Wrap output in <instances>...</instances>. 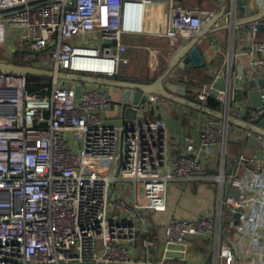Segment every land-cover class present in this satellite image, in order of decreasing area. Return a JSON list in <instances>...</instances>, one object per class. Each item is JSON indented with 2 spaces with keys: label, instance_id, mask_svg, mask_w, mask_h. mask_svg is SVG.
I'll use <instances>...</instances> for the list:
<instances>
[{
  "label": "built area",
  "instance_id": "obj_1",
  "mask_svg": "<svg viewBox=\"0 0 264 264\" xmlns=\"http://www.w3.org/2000/svg\"><path fill=\"white\" fill-rule=\"evenodd\" d=\"M155 2L0 0V47L6 50L10 30H15V43L47 52L40 58L27 54L21 65L55 74L113 77L129 62V45L123 41L127 8L135 22L150 23ZM167 2L166 27L155 21L151 31L166 36L171 45L195 37L213 14ZM247 52L246 77L264 75V38H255ZM88 60H112V69L87 68ZM227 67L231 70L229 63ZM73 83L67 86L55 76L50 94L41 96L28 92L26 76L0 72V264H170L172 247L213 239L210 213L194 220L174 217L163 237L153 238L150 211L167 207L172 185L185 187L212 177L223 192L233 125L210 116L201 126L198 146L190 141L172 156L165 117L110 119L106 111L113 99L106 87L82 84L76 97ZM212 89L213 81L202 84L198 100L206 104ZM232 94L229 87L219 91L218 110L244 120L247 106ZM157 101L148 95L132 107L145 112ZM262 111H251L252 122ZM256 136L263 141L264 135ZM212 146L220 147L223 160L217 174L206 176L204 152ZM255 160L242 154L240 161ZM88 165L101 171L90 172ZM251 201L254 197L242 193L240 198L222 195L219 215L223 204L238 214ZM250 228L245 235L252 247L259 245L252 251L255 261L240 259L230 244L219 242L213 264H264L261 225Z\"/></svg>",
  "mask_w": 264,
  "mask_h": 264
},
{
  "label": "crops",
  "instance_id": "obj_2",
  "mask_svg": "<svg viewBox=\"0 0 264 264\" xmlns=\"http://www.w3.org/2000/svg\"><path fill=\"white\" fill-rule=\"evenodd\" d=\"M232 0H175L176 4L189 6L195 9L219 12L225 8V14L218 20L215 26L221 28L209 36V41H200L199 47L206 66L194 71H184L178 66L172 72V75L166 79V84L175 83L185 87L186 97L198 100L199 83L206 77H211L207 80L208 83L221 73L228 66L230 72L235 75L239 68L247 70V65L250 61L248 49L250 43L256 39L264 38V31L247 32L238 31L236 27L226 28L230 19L227 16L229 6ZM256 4L255 1H251ZM261 6L264 0H260ZM167 0H156L153 13L149 17V22H135L132 19L130 7L127 8V24L123 41L129 45L125 56L129 58V62L121 64L119 73L124 76L126 81L138 83H151L168 70L169 62L173 52L183 44V40L177 45H171L169 39L164 35H159L151 31L153 22H160L162 27H166L169 18V8ZM154 24V23H153ZM15 30H10V35L7 39L6 50L3 53V60L10 58L12 60L11 44L15 43ZM9 44L11 46H9ZM7 61V60H6ZM118 73V74H119ZM117 74V75H118ZM67 86H73L74 83L64 81ZM203 83V84H204ZM105 87V86H103ZM112 96V103L106 111V115L110 119L121 117V106L118 101L123 97V88L106 87ZM148 96V95H147ZM157 96V95H156ZM233 96V94H232ZM133 97V96H132ZM158 101L153 109L145 111V118L156 119L165 117L167 120V135L171 147L172 156L178 154L186 147L188 142H193L197 146L201 138V126L211 116L192 109L186 105L165 99L157 96ZM234 97V96H233ZM191 100V99H190ZM237 103H243L247 106L246 112L243 115L244 120H251V111L254 109L252 101L249 97L243 94ZM206 105H208L206 103ZM220 109V107L218 108ZM132 120V119H130ZM247 137H243V134ZM252 134L249 130L233 125L230 129V142L228 154L225 156L226 171L231 170L235 164L236 156L240 151L246 157H255V162L240 161V167L237 172V178L233 183L234 188H238L245 197L250 195L255 201H251L247 205L240 207L234 214L226 204H223L222 215H219L221 209L222 195L224 198L228 193L229 180L222 187L212 177L197 179L190 186L180 187L172 185L168 193L167 207L162 210H151V220L154 225L152 232L153 238H162L166 226L172 218H189L196 219L201 213H210L213 216L215 226V236L213 239L203 243L199 240H188L181 244L178 248H173L170 251V264H213L214 259L219 257L220 243L230 244L237 257L255 261L253 259L254 249L259 248L258 244L251 246V239L248 235L251 226L255 223H260L264 234V139L261 147L250 146L244 143ZM241 138V139H238ZM205 156L209 160V168L206 176H214L218 173L222 165L223 156L219 146L209 147ZM236 198H240L236 197ZM234 226H231V222ZM243 230V233H242ZM178 249V250H176ZM255 256V255H254Z\"/></svg>",
  "mask_w": 264,
  "mask_h": 264
},
{
  "label": "water",
  "instance_id": "obj_3",
  "mask_svg": "<svg viewBox=\"0 0 264 264\" xmlns=\"http://www.w3.org/2000/svg\"><path fill=\"white\" fill-rule=\"evenodd\" d=\"M251 1L252 0L231 1L227 12V16L230 21L225 25L226 28L236 27L238 31L245 30L247 32L264 31V4L261 6L259 4L260 0H253L256 4ZM224 14L225 8L219 12L213 13L205 20L201 30L195 37L191 39H184L183 44L173 52L168 70L151 83L131 82L94 74H79L71 72H60L55 74L54 71L50 69L21 65L6 61H0V72L23 76L36 75L51 78L56 76L58 79L63 81L77 82L74 88L76 97H79L82 84L86 83L105 87L123 88V97L117 104L121 106V117L126 119H138L143 121L145 119V113L143 110L140 108L134 109L132 105L146 100L147 95H157L165 99L176 101L220 120H224L232 125L247 129L252 134L247 140H244V143H247L250 146L261 147L263 141L259 139L256 134L264 135V75L246 77L242 66L239 68L238 73L233 75L232 73H229L230 70L226 66V68H224L213 80V89L211 90V95L213 97H217L220 90H225L229 87L232 90L234 99H241L245 92V94L252 101L254 109H263L254 122H248L246 120L230 116L201 102L192 101L186 97V90L184 86L177 85L175 83L166 84V79L168 76L172 75L176 66L189 72L206 66L204 55L199 47V42L209 41V36L221 28L220 26H215V24L224 16ZM2 52L4 51L0 47V60H3ZM26 52L28 54H38L43 52V50H26ZM192 67H194V69H192ZM242 153L243 151H240L237 154L235 164L232 169L226 171V175L230 177L228 183V197H239L241 195V191L238 188H234L233 183L240 167Z\"/></svg>",
  "mask_w": 264,
  "mask_h": 264
},
{
  "label": "trees",
  "instance_id": "obj_4",
  "mask_svg": "<svg viewBox=\"0 0 264 264\" xmlns=\"http://www.w3.org/2000/svg\"><path fill=\"white\" fill-rule=\"evenodd\" d=\"M19 64H25V63H19ZM113 78H116L119 80H126L124 76L120 73L118 75L113 76ZM210 78L211 77L204 78L199 83V86L201 87L204 82H207V80L208 81L211 80ZM26 80H27L28 92L32 94H36V95H41V96L50 94L51 89H52V78L51 77L28 75L26 76ZM189 99L194 100V98H189ZM207 104L208 106L214 109H218L220 107V103L212 95L208 97Z\"/></svg>",
  "mask_w": 264,
  "mask_h": 264
},
{
  "label": "rangeland",
  "instance_id": "obj_5",
  "mask_svg": "<svg viewBox=\"0 0 264 264\" xmlns=\"http://www.w3.org/2000/svg\"><path fill=\"white\" fill-rule=\"evenodd\" d=\"M13 47H11V54H12V60L13 61H17V62H20V63H25V56L28 54L26 52V49L27 47L25 45H20L19 43H14L11 44ZM9 44V46H11ZM31 56H34L36 58H40L42 56H46L47 55V52H40L38 54H30ZM23 59V60H22ZM87 74H93V73H87ZM103 169H106V165L102 167ZM88 171L90 172H97V171H101V168L100 167H97V166H94V165H88ZM87 172V171H86Z\"/></svg>",
  "mask_w": 264,
  "mask_h": 264
},
{
  "label": "bare ground",
  "instance_id": "obj_6",
  "mask_svg": "<svg viewBox=\"0 0 264 264\" xmlns=\"http://www.w3.org/2000/svg\"><path fill=\"white\" fill-rule=\"evenodd\" d=\"M113 62L109 60L107 62H103L99 64L98 60H88L86 61V67L91 69H112Z\"/></svg>",
  "mask_w": 264,
  "mask_h": 264
}]
</instances>
